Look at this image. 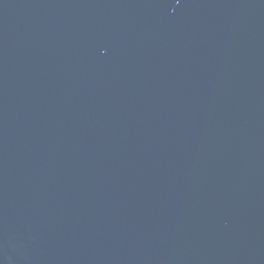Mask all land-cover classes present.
I'll use <instances>...</instances> for the list:
<instances>
[{"label":"water","instance_id":"95a60500","mask_svg":"<svg viewBox=\"0 0 264 264\" xmlns=\"http://www.w3.org/2000/svg\"><path fill=\"white\" fill-rule=\"evenodd\" d=\"M0 264H264V0H0Z\"/></svg>","mask_w":264,"mask_h":264}]
</instances>
